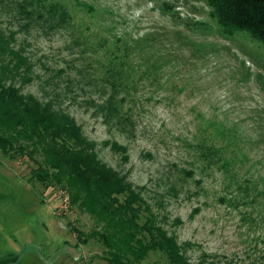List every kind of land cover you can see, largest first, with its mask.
I'll list each match as a JSON object with an SVG mask.
<instances>
[{
  "label": "rangeland",
  "instance_id": "rangeland-1",
  "mask_svg": "<svg viewBox=\"0 0 264 264\" xmlns=\"http://www.w3.org/2000/svg\"><path fill=\"white\" fill-rule=\"evenodd\" d=\"M41 1L65 6L68 22L28 20L0 0V27L34 63L22 91L69 112L191 242L192 260L204 251L214 264H264L263 41L224 33L208 0ZM33 158L0 149V264H111L101 241L76 235L95 217L32 177ZM143 262L171 264L159 251Z\"/></svg>",
  "mask_w": 264,
  "mask_h": 264
},
{
  "label": "trees",
  "instance_id": "trees-1",
  "mask_svg": "<svg viewBox=\"0 0 264 264\" xmlns=\"http://www.w3.org/2000/svg\"><path fill=\"white\" fill-rule=\"evenodd\" d=\"M208 3L224 33L247 29L264 43V0ZM16 5L28 20L46 12L61 25L70 17L58 2L16 0ZM17 44L16 30L0 27V149L10 157L33 158L38 153L39 158H33L37 165L32 177L67 188L69 201L95 217L97 225L88 232L76 231L78 239L95 237L101 241L111 264H148L143 259L150 251L161 252L171 264H214L204 251L191 259L187 253L191 242H179L161 224L141 191L99 158L96 143L69 112L51 99L42 100L22 91L21 86L33 79L34 63ZM110 98L107 103L113 110L116 105Z\"/></svg>",
  "mask_w": 264,
  "mask_h": 264
}]
</instances>
